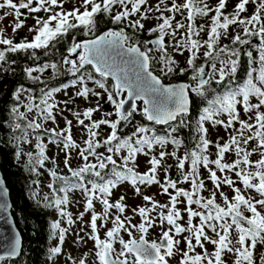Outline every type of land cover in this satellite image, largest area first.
I'll list each match as a JSON object with an SVG mask.
<instances>
[{
    "label": "snow or ice",
    "instance_id": "6c2138e0",
    "mask_svg": "<svg viewBox=\"0 0 264 264\" xmlns=\"http://www.w3.org/2000/svg\"><path fill=\"white\" fill-rule=\"evenodd\" d=\"M226 4L227 0H218L214 7L209 5L208 0H183L179 4L176 0H172L169 7L166 0H159L153 9L148 6V0H82L80 7L64 11L62 0H17V2L0 0V10H11L0 16V21L7 15H13L16 20L13 32L24 26L21 9H26L29 13L42 11L50 13L45 18L36 17V27L29 29V32L35 33L31 41L13 43L11 39L3 37V30L0 29V45L7 46L5 51H0V62H5L6 51L15 53L42 47L46 49L53 40L67 35L70 29L80 27L85 29L84 35H94L96 17L100 14H110L112 23L125 25L118 31L109 29L102 35L81 42L73 39L68 53L70 56H76V59L64 56L62 61L64 65L70 66L67 71L75 77L73 86L79 85L75 95L87 100L90 95L99 98L102 93L106 94L107 102L113 106L114 114L118 119L115 121L108 119L107 117L113 115L112 112H108L104 113L105 118L93 120V114L100 111L99 103L97 107L87 108L82 113L73 112L72 115L77 123L88 133L84 140L85 147H81L73 140L71 120L66 119L65 127L59 131L55 128L45 129L49 133V143L58 147L62 144L61 150L65 151L64 166L77 180V183L69 184L65 177H57L55 171H49L54 180L62 179L66 185L65 188L60 189L65 192V196L55 201L56 207L61 217L67 216V223L71 225L74 223L71 215L61 208V205L68 202L67 192L79 190L86 195L85 211H91L89 225L91 232L88 238L94 242L97 264H169V258L177 252L181 254L179 264H226L223 256L227 253L233 256L232 264H257L254 257L255 250L258 245H264V111H262L264 109V0H238L231 14L224 13ZM249 4L255 5L254 11L249 16H242V13L247 12ZM57 8L60 11H55ZM151 11L159 13L156 17L159 22L148 30V34H157V38L144 41L142 46L136 39L135 33L144 29L142 21L148 19V13ZM165 12L170 15H165ZM185 12L187 15L184 18L189 23L185 25L182 21H176L173 24L175 14L184 16ZM210 13L214 15L210 17L207 39L203 42L194 39V36H199L200 32L205 31L204 25H201L199 30H194L196 17H209ZM130 17L138 18L133 20ZM231 25H238L243 37L259 38L257 61L259 67L247 72V79L242 86L229 90L223 95H216L208 101V107L203 109V115L199 117V140L192 151L185 152L182 157L178 156L175 150L171 153L161 150L158 157L150 155L154 145H159L161 149L167 144L174 145L176 149L181 146V141L172 134L178 132L179 126L184 125V117L189 113V91L203 97L216 74L219 78L215 79V83L221 84L227 77L237 73L239 50L229 48L227 45L220 48L219 52H224L228 59L220 60L219 68L216 63H212V74L206 73L203 66L198 68L193 66L196 54L201 48L206 49L203 53L206 59L219 58V53L213 55L215 45L222 34L227 35ZM126 28H131L133 34L129 35ZM180 29H185V34L180 40L175 41L173 47L181 55L183 50L191 52L187 64L196 73L192 77L197 81L194 87L184 83L165 85L152 70V61L156 59L152 52L155 50L161 53L157 63L161 65L159 70L163 76L167 77L176 72L178 64L168 54L165 37L172 36L175 40ZM220 30H223V33ZM232 43L244 45L249 44L250 40L242 38L241 32H237L232 37ZM149 44L153 47H148ZM247 55L252 57L251 52ZM87 66H91L92 71H89ZM48 68L52 69L55 76L58 71L56 63H45L37 68L30 67L25 69V72L30 79L35 80L39 77H33V72L43 73ZM185 71L186 69L180 68L179 74L183 75ZM109 80L112 81L111 87L107 84ZM88 81H91L95 87L89 88ZM20 91L23 89L15 94L17 99ZM57 91L60 89L44 92L40 104L34 105L30 101L25 106L29 112L35 110L37 116V119L28 121L23 129L25 140L27 129L33 131L41 129L43 123L48 120L55 123L53 109L57 105L49 101ZM252 97L255 98V103L251 102ZM138 102H142V108ZM64 103L67 104L68 101ZM126 105L131 110H128ZM238 105L241 106L247 119L240 118ZM137 111L148 122L169 125L167 135L159 136L147 125H139L130 135L121 138L118 135V126L121 121L129 120ZM12 112L16 114L17 119H26L25 114L20 113L18 108H13ZM223 113L227 114L226 122L213 119ZM38 120H42L43 123L37 122ZM85 120L90 123L85 124ZM205 121L222 125L226 131L233 129L228 141L224 144L216 143L217 152L214 160L210 159L208 154L212 142L206 138ZM172 122H176L175 126ZM236 124L239 127H235ZM102 125H106L111 131L101 141L97 139L99 135L97 130ZM15 128L20 129L21 125L16 124ZM250 145L254 146L250 147ZM36 147L39 149L37 162L43 165L46 159L45 145L37 143ZM100 148H104L105 152H98ZM72 149H78L77 155L82 161L81 166L76 169L70 165ZM230 152L234 153L236 158L231 163L224 162L225 154ZM139 154L150 156L147 160L149 167L144 173L136 171ZM254 154L258 155L256 160L251 159ZM17 155L19 156V153ZM28 156L31 163V153ZM165 156H172L177 160L176 166L181 174L179 180H172L167 174V169L163 183L158 179L157 171L162 166ZM90 157L96 162H90ZM114 157H118L120 162L118 163ZM188 162L191 166L190 171H185ZM109 166L114 179L105 180L103 173ZM200 167L207 169L208 179L215 189L207 198L200 195L205 189L204 180L199 178ZM217 171L225 175L220 177ZM226 173H233L237 179L233 180ZM88 176H93L102 183L89 180ZM123 181L130 182L136 195L141 194L140 185L158 184L162 193L169 197V201L167 204H159L151 196H143V201L151 207L140 206L133 209V212L141 217L142 222L133 224L131 217L122 218L121 215H116L111 221L113 226L105 232V238L101 239L97 221L104 220L106 223L111 209L121 214L125 212L123 196L115 203L109 201L111 190ZM237 182L242 184L243 188L237 187ZM178 184H188L190 190L180 188ZM223 185H227L234 193L231 199L220 191ZM48 187L55 191L53 184H49ZM170 189L174 192H170ZM218 192L223 201L222 205L216 201ZM251 192H255L258 196L248 194ZM94 200H99L103 205L102 214L95 212ZM181 203L185 204L184 211L187 212L186 227L178 223L183 219L178 208V204ZM193 205H196L197 209H194ZM2 207L5 205L0 204V208ZM157 209L160 211L157 212L156 217H153L151 213L156 212ZM83 215L84 213H81L79 218L83 219ZM194 218H198V224L193 223ZM157 221L162 229L161 236L159 241H149L146 238L147 234L150 228L157 226ZM103 226L104 224L101 225ZM52 227L59 230V241L62 245L68 230L61 228L59 222H55ZM134 231L140 234L138 239L134 236ZM121 232H125L129 239L125 240ZM185 232L191 235L182 237L185 249H180L181 238L178 237ZM209 232L213 235H209ZM205 242L213 245L214 250L209 252ZM117 243L120 245L119 249L114 246ZM19 247L20 240L15 238L9 246L7 257H15ZM197 248L202 251L196 252ZM61 250V247H55L51 253L57 255ZM5 258L4 254H0V261H4ZM79 264H85V259H81ZM259 264H264V256L259 257Z\"/></svg>",
    "mask_w": 264,
    "mask_h": 264
},
{
    "label": "trees",
    "instance_id": "16d2710c",
    "mask_svg": "<svg viewBox=\"0 0 264 264\" xmlns=\"http://www.w3.org/2000/svg\"><path fill=\"white\" fill-rule=\"evenodd\" d=\"M236 1L238 2V0ZM208 3L213 7L217 4H213L211 0H208ZM251 5L252 4H250L251 9L253 8L252 11H254L255 5ZM234 8L235 5H233L232 2L228 0L226 8L224 9V13L231 14ZM243 15H247L246 12ZM210 23L211 21L209 23L205 21V17H196L193 25L194 30H199L200 26L204 25L205 31L200 32L199 36H194L193 38L200 40L201 42L206 40V33L208 31V26L210 25ZM112 24L113 28L124 26L123 24ZM108 25L110 24L102 23L95 26L94 34L106 29ZM128 30L131 29L128 28ZM77 31V28L76 30H68L67 35L60 36L57 39L53 40L46 49L42 47L36 50H21L15 53L6 51L5 62H0V169L3 174L6 186L9 189L10 200L12 203L11 214L22 236V249L20 255L15 259H5L4 261H0V264H58L56 260L59 258L61 253L52 255L51 250L55 247H61L62 249L63 244L61 245L59 241V230L54 229L52 225L55 222H59L60 227L67 230L71 226L67 223V216L61 217L60 211L57 209L55 204V201L57 199L64 198L65 192L60 191L59 188H65L66 185L64 183V180H54L52 179L53 177L49 175V172L47 170L46 172H44L45 166L40 165L37 162L39 159V149H37L36 147L37 143H42L43 145H45L46 159L44 160V162L47 163L49 153L51 152V149L49 147L51 143L48 142L49 133L46 132L45 129L55 128L57 131L63 129L65 127V120L68 117L61 111V100H58V95L61 93L67 94L69 90L72 91L77 101H71L67 106L66 111H68V114L71 115L75 120L76 118L72 115L73 112L82 113L87 108L97 107L98 103L100 106V111L93 114V120H95V116L99 115L101 112H112V118H118L114 114L113 106L107 102L106 94L102 93L101 97L99 98L90 95L87 100L75 95L79 85L73 86L75 77H73L67 71L70 66L64 65L62 61L63 57L67 56L66 52H64L68 46L66 44L71 41L73 33H76ZM239 32H241L242 38L250 40L249 44L234 45L232 43V37L236 34L226 36L222 34L221 38L215 45V50L213 52L214 56L219 53V58L213 60L211 57H209L206 59L203 54L198 53L196 54L193 65L194 67L198 68L201 66L200 64L204 62V59H206L211 64L216 63L217 68H219V61L228 59V56L224 52H219V49L227 45L229 48H235L239 50V64L237 73L234 76L227 77L221 84L215 83V79L219 78L218 74H216L215 79L211 83V86H206L207 91L205 93V96L203 97L189 91L191 101L190 112L187 114V116L184 117V125L179 126L178 132L172 134L181 141V146L179 147V149H176L174 145L167 144L163 149H161L159 145H154L150 155H156L158 157L161 150L168 153H171V150L172 152L175 150L177 152V155L182 157L185 152L192 151L199 140V117L203 115V109L208 107V101L213 99L216 95H223L229 90H234L242 86L247 79V72L252 68L259 67L257 63L259 57V45L253 43L252 41L254 38L258 37H243L241 29H239ZM129 34L132 35L133 31H130ZM136 36L143 46L144 41H148L153 37H157V34L149 35L148 31L147 33H144V31H139L135 33V37ZM4 38L11 39L13 43L24 42L25 40L30 41L29 38L26 37V35L20 32H14L13 38ZM172 39L173 37H171L170 40ZM174 43V39L172 43H170L169 40L165 39V45L167 46V51L171 58L172 56L170 49ZM6 47L7 46L5 45H0V51H5ZM148 47H151V45L149 44ZM249 52L252 53L251 58L247 55ZM152 55L156 58L152 61V70L157 72L161 67V65L157 63V60L159 59L161 53L159 52V56H157L155 52H152ZM174 60L176 59L174 58ZM45 63L57 64L58 71L55 76L53 75V71L51 68L44 70L43 73L33 72V77H39V79L34 80L30 79L27 76L25 69L30 67H42ZM87 67L89 68V71H92L90 66ZM182 68L186 69L183 75H180L179 72H175L172 73V75L170 74L168 76H171V79L173 81H186L194 87L195 83L193 82L192 77L195 75V72L193 71V68H186V66ZM212 73L213 69H211V74ZM87 83L89 88L95 87V85H93L91 81H88ZM20 89H23V91H20L19 99H17L15 94ZM53 89H60V91L53 93V98L49 101V103H54L57 105V107L53 109L55 123H53L51 120H48L46 123H43L42 120H38L37 122L43 123V127L35 131H33L32 129H27V139L25 140V132L23 131V129L26 127L27 122L33 119H37L36 111L33 110L32 112H29L25 106L28 105L30 101L34 105L40 104V101L43 98V93L51 91ZM96 91L102 92V90L100 89H96ZM250 99L251 102H256L254 97ZM139 105L142 108L141 102L139 103ZM239 106L240 105H238L237 108ZM13 108H18L20 113H24L26 119H17L16 114L12 112ZM213 119H220L226 122L228 117L226 113H223L219 116L213 117ZM75 122L77 123V121ZM16 124H20L21 128H15ZM175 124L176 122H172L173 126H175ZM139 125H147L159 136H166L169 130V125L158 126L152 122H148L139 113V111H137L128 122L121 121L118 131L119 136L121 138H124L130 135L132 131H134V128ZM204 127L207 128L206 138L212 142L209 146L208 154H210V159L214 160L216 159L217 152V149L215 147L216 143L219 142L220 144H224L226 141H228L229 134L233 132V129H228L226 131L222 125H214L211 121H205ZM235 127H239V125H235ZM106 128L108 127L106 126ZM220 129L223 131L222 135L219 133ZM72 136L74 137V134H72ZM18 137L20 139H17ZM104 138L106 137H97V139L101 141ZM79 144L81 146L84 145V143ZM51 145L53 147L57 146L56 144ZM17 153H19V156L17 155ZM29 153H31L32 155L31 163H29ZM147 158L149 159L150 156ZM71 159H73L72 156ZM167 161L173 164H169V166H166L165 164ZM228 163H230V161ZM162 164H164L165 166L163 168L167 169L168 175L169 172L171 173L174 169L175 174H172V176L176 177L178 175V168L176 166L177 160L174 157L165 156ZM187 164L189 165V167H191L190 162H188ZM201 168L203 170V167H200L199 171ZM35 172L38 173L35 174ZM42 174L45 177H48L47 180L50 184L54 185L55 191L50 188H45L43 180L41 181L39 179ZM103 175L105 177L108 175L107 169L104 170ZM57 177H65L68 180L69 184H73V181H75L71 176V173L64 165L60 167V172L57 174ZM97 183L102 182L97 180ZM45 196H47V200H45ZM67 198L68 202L65 205H61V208L64 212L70 214L72 219V213L69 211V209L72 207V191L67 192ZM66 233L65 236L67 235ZM259 247L261 249V252H259ZM263 251L264 245H258L257 249L255 250V256L257 258H259L260 256H264V253H262Z\"/></svg>",
    "mask_w": 264,
    "mask_h": 264
},
{
    "label": "flooded vegetation",
    "instance_id": "af4514ba",
    "mask_svg": "<svg viewBox=\"0 0 264 264\" xmlns=\"http://www.w3.org/2000/svg\"><path fill=\"white\" fill-rule=\"evenodd\" d=\"M179 1L180 0H176V3L179 4ZM228 1V0H227ZM232 2L233 5L236 6V4L238 3L236 0H229ZM14 2H17V0H14ZM168 6L170 7L171 6V3H172V0H166ZM211 2L213 4H216L218 2V0H211ZM62 3H63V10L64 11H70L72 10L73 8L75 7H80L81 6V3H82V0H62ZM159 3V0H148V6L150 4H153L154 6H156L157 4ZM35 6V5H33ZM161 7H163V5H161ZM155 8V7H154ZM58 10H60L59 8H57ZM143 9V8H142ZM26 9H21V11H25ZM90 10V9H89ZM56 11V10H55ZM81 11H83V8H81ZM27 12V10H26ZM32 14V18H36V17H44V15L47 17L48 15H50V13H45V12H40V13H31ZM108 15V16H106ZM153 15H154V20H157L156 17L159 15V13L157 12H153ZM165 15H170L169 13L165 12ZM187 15V13L183 16L185 17ZM211 15H214V13H210L209 14V17H205V21H207L208 23L211 21L210 20V17ZM0 16H1V13H0ZM130 19H135V18H132L130 17ZM186 21L187 23H189L185 18L182 20V21ZM177 20L175 19V22ZM159 21H155L153 22V26H151L150 28L147 27L145 24H144V20L142 21V23L144 24V29L141 30V31H144V33H147V31L153 27H155L157 25ZM174 22V21H173ZM102 23H109L110 25H108V27L104 30H101L99 32H97L96 34L92 35H84V31L85 29L83 28H80L78 27L77 28V32L76 33H73V37L71 39V41L66 44L68 45L67 48L65 49L64 52H66V55L69 56L70 59H76V57H73V55H69L68 53V48L71 46L72 42H73V39H75L76 42H81V41H84V40H87V39H92V38H95V36H99L100 34L108 31L109 29H112V30H119L120 28L122 27H125L124 26H119V27H115L113 28V24L111 22V17H110V14H100L96 17V25H100ZM115 26V25H114ZM131 29V28H130ZM76 30V28H75ZM126 32L129 34L130 31H133L132 29L131 30H128V28L125 29ZM24 32V31H21V30H17L16 32ZM80 32V33H79ZM139 32V31H138ZM185 34V33H184ZM184 34H181V37L182 35L184 36ZM131 35V34H129ZM180 34L177 33V36L175 38V41L179 38ZM26 37H27V34H26ZM153 38H157V37H153ZM136 39H138V37L136 36ZM152 39V38H151ZM149 39V40H151ZM256 38H254L253 40H255ZM180 40V39H179ZM173 42V41H172ZM151 45V44H150ZM258 45V44H257ZM152 47V45H151ZM202 49V48H201ZM185 50H183L184 52ZM157 54V56H159V52L157 51H153ZM171 56H174L172 54V52H176L177 55H181L179 54L175 49L174 47L172 46L171 47ZM184 53L181 55L183 56ZM190 56H188L187 58H183L181 57V59H176L175 61H177V64H178V67H177V70L176 72H179V68H182L184 66H186V68H189L190 66L188 65L187 66V60ZM173 58V57H172ZM174 59V58H173ZM208 60L204 59V62H202L200 65L202 66L203 64L207 63ZM183 65V66H181ZM200 66V67H201ZM91 67V66H90ZM157 76H159L163 83L166 84V85H169V84H174V83H180V82H186V81H173L171 79V76H163V74L160 72V70H158L157 72L153 71ZM175 73V72H174ZM172 75V74H171ZM193 82L196 84V82L193 80ZM111 83L112 81L110 80V82L108 81L107 84L108 86H111ZM188 83V82H187ZM190 85V84H189ZM140 102H138L139 104ZM142 104V102H141ZM190 105H191V101H190ZM143 106V105H142ZM140 113V112H139ZM117 120V119H115ZM130 120V119H129ZM129 120H127L126 122H128ZM160 126V125H158ZM124 130V129H123ZM119 131V129H118ZM119 135V133H118ZM80 145V144H78ZM81 146V145H80ZM81 147H85L84 145L81 146ZM34 149V148H33ZM100 149H104V148H100ZM100 149H98V152H100ZM74 152L76 153L75 155H72V160H70V165L73 169H76L78 168L79 166H81L82 164V161L80 159V157L77 155V152H78V149H73ZM104 152H105V149H104ZM107 154V153H105ZM144 157L143 155L139 154L138 157H137V161H138V164H137V167H136V171L140 172V173H144V170H143V163L141 161V158ZM118 160V163L120 162L119 161V158L118 157H114ZM52 159H55V158H48V161L47 163L44 162V172H46V170L49 172L50 169H49V164H50V160ZM90 162H96L94 158H91L90 157ZM61 162L59 163H55V168H54V171L58 174L60 172V167L62 165H60ZM43 166V167H44ZM149 165L146 166V168H148ZM165 167L164 164H162V167H160L157 171V176H158V179L161 181V183H163V181L165 180V169L163 168ZM43 169V168H42ZM68 170V169H67ZM106 170V169H105ZM108 170V175L105 177V180H108V179H114V177L112 176V173H111V166H109L107 168ZM38 172H35V174H37ZM202 173V168L200 169L199 171V178L204 180V183H205V189L200 193V195L204 196L205 198L209 197L210 196V193L208 192V185H207V178H205L203 175H201ZM172 172L170 173L169 172V177L172 179V180H179L181 178V176H172ZM50 175V174H49ZM45 180L44 181V185H45V188L46 189H49L48 185L50 184L48 181H46L48 179V177H45L43 174L41 177H39V179L42 181L43 179ZM74 178V177H73ZM53 179V178H52ZM87 179L89 180H96L95 177L93 176H88ZM75 181H73V184L77 183V180L76 178H74ZM91 185H89L90 187ZM178 187L180 188H184L186 190H190V185L188 184H178ZM140 188H141V194L140 195H136L132 185L130 184V182L128 181H123L121 183H119L117 185V187L113 188L111 190V195L109 197V201L110 203H115L117 202L121 196H123L125 199L123 201V203L126 205V209H125V212L123 214L121 213H118L115 209H111L110 210V215L108 217V220L107 222L105 223L104 220H98L97 221V227H98V234L100 236L101 239H104L105 238V232L110 229L113 225H112V220L115 218L116 215H121V217L123 218L124 216H128V217H131V220H132V223L133 224H138L140 222H142L141 220V217L137 214H135L133 212V209L134 208H138L140 206H146V207H151V205H148L145 201H143L142 197L147 195V196H151L153 198V200H155L156 202H158L159 204H167L168 201H169V197L167 195H164L162 193V190L160 188V186L158 184H152L150 186L148 185H140ZM51 189V188H50ZM55 189V188H54ZM61 189V188H59ZM119 190H121V194H119L118 196H116L117 200H114V193L117 192ZM170 192H174V190L170 189L169 190ZM225 195L229 194V193H225L223 192ZM97 195H99V193H97ZM217 203L219 204H223V201H222V198L219 197V199H216ZM85 203H86V195L79 191V190H75V191H72V207L76 208V209H80V214L81 213H84V217L85 219L82 221V224L81 225H78V224H75L73 223L72 224V227L73 229L69 228L68 231H67V235H68V232H72L73 233V238H72V246H73V250L70 252V251H65L64 249V243H63V247H62V251H61V254L60 256L62 258H64L65 261H68V264H79V261L81 259H85V264H97L96 262V259H95V250H94V242L88 238L89 236V233L91 232V229H90V219H91V211H88L86 212L85 211ZM94 203V210L97 214H102L103 212V205L99 202V200H94L93 201ZM194 209H197V206L196 205H193L192 206ZM178 208L180 209L181 211V214H182V217L183 219H181L180 221H178V223H180L182 226H187L186 225V221H187V212L184 211L185 209V204L184 203H181V204H178ZM160 211V209H157L156 212H152L151 215L153 217H156L157 215V212ZM247 214V213H246ZM158 221H157V226L153 227V228H150L149 229V232L147 234V239L149 241H159V238L161 236V232H162V229L158 226ZM193 223L194 224H198V218H194L193 219ZM104 224L103 227H101V225ZM165 227H167L165 225ZM71 229V230H70ZM70 230V231H69ZM209 235H213L211 232L208 233ZM66 235V236H67ZM121 235L123 236V238L125 240H128L129 237L127 236V234L125 232H121ZM139 233L138 232H135L134 231V236L138 239L139 238ZM191 235L190 233H182L181 234V237H178V238H181V244L179 245L180 249H185V244L182 240V237L183 236H189ZM65 236V241H67V238ZM233 237H235V233L233 232ZM79 241V242H77ZM58 244V243H56ZM117 249H119L120 245L117 243L114 245ZM211 249L208 250L209 252L213 251L214 250V246L211 245ZM205 247L207 248V242H205ZM213 248V250H212ZM202 250L200 248H197L196 249V252H201ZM264 253V251L262 252ZM256 253H254V257L256 259V262L257 264H259V258H257L256 256ZM59 256V258H60ZM69 257H71V259H69ZM180 259H181V254L179 252H177L173 257L169 258V264H179L180 262ZM223 259L224 261L226 262V264H232V261H233V256L232 254L230 253H227V254H224L223 256ZM58 260V259H57ZM56 260V262H57Z\"/></svg>",
    "mask_w": 264,
    "mask_h": 264
},
{
    "label": "rangeland",
    "instance_id": "374dc122",
    "mask_svg": "<svg viewBox=\"0 0 264 264\" xmlns=\"http://www.w3.org/2000/svg\"><path fill=\"white\" fill-rule=\"evenodd\" d=\"M182 2H183V0H180L179 1V3H182ZM149 6L152 7L153 9L155 7L153 4H150ZM251 6H253V5H251ZM55 10L56 11H60L58 9H55ZM252 10H253V8L251 9L250 4L247 5V12H246L247 15H245V16L251 15L252 12H253ZM10 11H11L10 9L0 10L1 16H4L5 15V12H10ZM141 11H143V9H141ZM153 12L155 13V11L149 12L148 13V19L144 20V24L147 27H149V28L151 26H153V22L158 21V20H154ZM21 13H22L21 20L24 21V26L22 28H20L19 30L24 31V32H21V33L24 34V35L27 34V37L31 41L32 38H33V36L35 35V33L34 32H29V29L36 27V18H32V14L29 13L28 11L26 12V10L25 11H21ZM185 14H186V12H185ZM243 14L244 13H242L241 15L244 16ZM45 17L46 16L44 15L43 18H45ZM132 18H135L136 19L138 17H132ZM175 19L177 21H182L184 19V17L181 16L179 13H177V14H175ZM182 22H184L185 25H187V22L185 20L182 21ZM15 23H16V20H15V17L13 15H7L5 17V19H3L2 21H0V29L3 30V37L13 38V36H14L13 25ZM173 24H175V20H174ZM239 29L240 28H239L238 25H231L229 27L228 31H227V35L236 34V32H239ZM220 31L223 33V30H220ZM178 33L180 34V36H179V38L177 40L181 39V34H184L185 33V29H180L178 31ZM171 37L172 36H166L165 39L169 40V42L172 43L173 39L170 40ZM205 50H206L205 48H202V49L199 50V52H197V54L198 53L203 54ZM183 53H184V55L181 56V55H177L176 52H172V54L174 55L172 57L175 58V59H178V58L181 59V57L187 58L188 56H191V52L188 51V50H185ZM181 66H183V65H181ZM187 66H188V64H187ZM195 75H196V73H195ZM59 99L61 100V103H60L61 104V111L68 116L67 117V120H71L72 121V127H73L72 134H74L73 140L77 144L84 143V140L88 136V133H87L86 129L83 126H81L78 123H76L75 122L76 120L71 115L68 114V111H66V108L70 104L71 101H77L76 98L74 97V94L72 93L71 90H69L67 94H64V93L59 94L58 95V100ZM64 101H68V103L65 104ZM238 110L241 112L240 118L241 119H247V116L243 113L241 106L238 107ZM262 111H264V109H262ZM104 113H108V112H104ZM104 113L101 112L99 115H96L95 116V118H96L95 120H99V119L105 118L104 117ZM107 118L110 119V120H112V121H115V119H118V118L113 119L112 116L107 117ZM89 122L90 121L85 120V124H89ZM236 125H238V124H236ZM97 131L99 133L98 137H100V136L107 137V135L109 134V132L111 130L109 128H106V125H102L100 127V129H98ZM219 133L222 135L223 134V131L220 129L219 130ZM252 146H254V145H250V147H252ZM49 147L51 149V152L49 153V158L50 157L51 158H55V163L61 162L60 165H64L65 151H62L61 150L62 147L61 146L60 147H58V146L53 147L51 144L49 145ZM100 152H104V149H100ZM171 152H172V150H171ZM75 154L76 153L72 149L71 150V156L72 155H75ZM235 158L236 157H235V154L234 153H232V152L226 153L225 154L224 161H226V162L227 161L228 162L230 161V163H231V161H233ZM251 158H252V160H256L258 158V155H255L254 154ZM147 160H148L147 157H142L141 158V161H142L143 166H144L143 167L144 172H146L147 169H148V168H146V166L148 165ZM169 161H170V159H169ZM169 161L166 162V164H165L166 166H169V164L170 165L173 164V163H171ZM177 171H178V175L177 176H181L180 171L179 170H177ZM185 171H190V167H189V165L187 163L185 165ZM172 173L175 174V169L172 171ZM201 175H203L205 178H207V180H208L207 181V185H208V190H209L208 192L211 194V192L214 191L215 189H214V186L211 183V181L208 179L207 169H204L203 168ZM217 175L220 176V177H222L223 175H225V173H220L219 171H217ZM227 175H229L233 180H236L237 179L233 173H230V174H227ZM44 181L45 180L43 179V182ZM46 181H48V180H46ZM236 186L243 188V185L240 184L239 182H237ZM220 191L225 192V193H229L228 195L226 194L229 197V199H231V197L234 195V193L231 191L230 188L227 187V185H223L221 187ZM119 194H121V190L118 189V191L114 193V198L113 199L114 200L119 199V198L116 197ZM248 194L258 196V194H256L255 192H251V193H248ZM219 197L221 198V196L219 195V192H218L216 199H219ZM69 211L72 213V220H73V222L75 224L81 225L82 224V221L85 219V217L83 216V219H80L79 218L80 217V209H76L74 207H71L69 209ZM69 228L73 229L72 224H71V226ZM66 238H67V241L64 242V249H65L64 252H66V250L71 252L73 250V246H72L73 243L71 241L72 238H73V233L72 232H68V235L66 236ZM207 249L208 250L211 249V246L208 243H207ZM212 250H213V248H212ZM259 252H261L260 247H259ZM57 263L58 264H68V261H65L64 258H62L60 256V258H58V260H57Z\"/></svg>",
    "mask_w": 264,
    "mask_h": 264
},
{
    "label": "water",
    "instance_id": "95a60500",
    "mask_svg": "<svg viewBox=\"0 0 264 264\" xmlns=\"http://www.w3.org/2000/svg\"><path fill=\"white\" fill-rule=\"evenodd\" d=\"M155 39L156 38H152L151 40H155ZM252 41L253 43L260 45L259 38H256L255 40H252ZM73 57H76V56L73 55ZM202 66L205 68L206 73L208 74L211 73L212 67H211L210 62H207L203 64ZM195 82L197 83V81ZM181 83L189 84L187 82H180V83H174V84H181ZM169 85H173V84H169ZM189 100H190V95H189ZM125 107L128 108V110H131L128 107V105H126ZM189 112H190V106H189ZM160 126H164V125H160ZM118 129H119V126H118ZM53 161H55V159L50 160V164H49V169L51 171H54V168H55V163L53 164ZM0 204L5 205V207L0 208V254H4L6 257L5 259H15L21 253L22 236L11 214L12 203L10 200L9 189L6 186L1 169H0ZM15 238H19L20 240V247L18 250V254L15 257L8 258L7 252L9 250V246Z\"/></svg>",
    "mask_w": 264,
    "mask_h": 264
}]
</instances>
